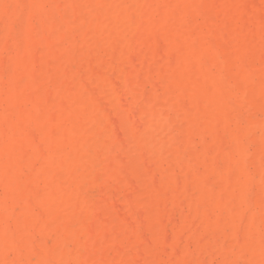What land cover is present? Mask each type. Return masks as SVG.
Segmentation results:
<instances>
[{
  "label": "bare ground",
  "instance_id": "obj_1",
  "mask_svg": "<svg viewBox=\"0 0 264 264\" xmlns=\"http://www.w3.org/2000/svg\"><path fill=\"white\" fill-rule=\"evenodd\" d=\"M210 263L264 264V0H0V264Z\"/></svg>",
  "mask_w": 264,
  "mask_h": 264
},
{
  "label": "rangeland",
  "instance_id": "obj_2",
  "mask_svg": "<svg viewBox=\"0 0 264 264\" xmlns=\"http://www.w3.org/2000/svg\"><path fill=\"white\" fill-rule=\"evenodd\" d=\"M95 65V64H94ZM96 66V65H95ZM94 66V67H95ZM94 70L96 71H98V67L96 66L95 68H94ZM100 70V69H99ZM128 99V100H127ZM126 102V103H125ZM130 99H129V97H126V98H124V103L128 106L129 104H130ZM106 104H107V102H106ZM104 105V106H106L107 108L109 107V104L108 105ZM124 104V105H125ZM143 104V100L140 102V104L139 105H135V106H133L134 107V110L135 109H137L138 108V111L136 112V110H135V115L137 116V121H138V118L140 117V114H139V107L141 106ZM104 106H103V108H104ZM126 107V106H125ZM105 109V108H104ZM110 111L108 112V113H112V111H111V109H110V107L108 108ZM108 109H105L106 111L108 110ZM137 113V114H136ZM135 116V117H136ZM114 120H117V121H115V122H117V124H115V127L117 128V131H119V133L121 134V136H122V131H121V129H120V122H119V120H118V118L117 117H114ZM141 121V119L139 118V122ZM128 125H130V123H128ZM162 136V134H160V135H157V137H156V141L155 142H157L156 144H160V142H161V139L163 140V136ZM165 149V148H164ZM167 149H165V152H164V150L162 149V152H163V155L165 154L166 155V153H167ZM151 151L149 150V151H147L146 153H145V158H136L137 160L138 159H142V160H145V159H147V160H145V162H146V166H145V169L148 171L149 169H148V167H150L151 166V164L153 163L154 165V169L152 168L150 171H152L153 172V170H154V174L156 175L155 177H159V175H160V173L162 174V172L164 173V174H169V173H172V172H175V168H176V172H177V170H178V163L176 162V161H171L170 160V162L168 161V162H166L167 164H164V167H162V169L157 165V163H155L156 162V160H155V158H154V156L152 155V157H149V156H151ZM162 155V154H161ZM149 157V158H148ZM150 160H152L153 162H150ZM151 163V164H150ZM172 164V165H170V164ZM168 166H170L169 168H171V169H169V168H167ZM172 166V167H171ZM176 166V167H175ZM160 169V170H159ZM165 169V171H163ZM157 170V171H156ZM166 170H167V172H166ZM119 205V204H118ZM178 218V217H177ZM179 219V218H178ZM177 221H179V220H177ZM213 262H215V261H213ZM216 263V262H215ZM215 263H210V264H215Z\"/></svg>",
  "mask_w": 264,
  "mask_h": 264
}]
</instances>
